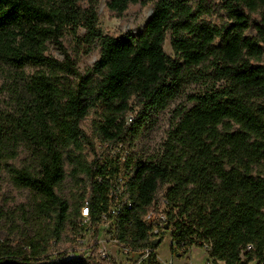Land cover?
Returning <instances> with one entry per match:
<instances>
[{"label": "trees", "instance_id": "16d2710c", "mask_svg": "<svg viewBox=\"0 0 264 264\" xmlns=\"http://www.w3.org/2000/svg\"><path fill=\"white\" fill-rule=\"evenodd\" d=\"M149 1L105 7L121 17ZM98 2L0 0V65L17 82L16 106L0 110V189L7 182L32 194L34 216L55 224L51 240L68 218L70 181L81 187L73 210L87 206L94 236L105 216L117 243L149 250L147 264H157L163 238L149 240L144 216L161 206L172 252L206 244L211 264H264V0H158L140 32L119 35L99 29ZM167 30L174 57L164 50ZM93 49L98 58L81 72ZM177 100L149 159L125 171L118 155L87 161L94 139L116 150ZM91 113L93 137L79 125ZM27 249L3 243L0 264H114L99 252L50 260L38 243Z\"/></svg>", "mask_w": 264, "mask_h": 264}, {"label": "rangeland", "instance_id": "374dc122", "mask_svg": "<svg viewBox=\"0 0 264 264\" xmlns=\"http://www.w3.org/2000/svg\"><path fill=\"white\" fill-rule=\"evenodd\" d=\"M158 0H150L145 5H130L123 16L116 17L109 13L105 7V0H99L97 6L98 27L103 33L119 35L125 32L137 34L140 32L148 17L151 15ZM216 20V17H214ZM248 34H253L249 30ZM73 38L66 37L63 45H72ZM165 52L174 57L170 46V31L167 30L164 40ZM47 53L55 58L61 59L60 49L55 44H49ZM98 58V49H93L90 53L84 54L78 61V68L84 72ZM29 70L31 68H28ZM14 79V71L4 65H0V110L9 112L16 106L17 89ZM184 101V100H183ZM179 104V100L172 103L170 108L152 116L146 124L136 132H129L123 136L124 150H115L114 147L100 145L94 139L95 152L86 147L84 153L87 161L94 158L97 161L112 158L119 160V168L125 171L127 165L137 161H144L156 154L161 145L162 139L171 122V109ZM133 116L134 112H130ZM97 116L93 113L80 121L81 129L89 136L93 137V121ZM27 153L22 152L18 163L26 160ZM118 155V158L116 157ZM81 192L80 185L68 182L65 187V194L62 196L68 199L70 210L68 218L64 223L58 225L59 235L54 240L49 238L53 232L55 224L52 220L45 221L36 218L30 210L34 197L27 194L25 190L15 188L13 185L4 182L0 189V212L3 221L0 224V246L3 243L9 244L12 248L21 247L26 252L29 249V242L38 243L42 254L41 257H49L55 260L61 256L74 255H96L99 250L105 253V258L114 264H147L148 256L143 258L139 252L125 253L119 243L113 238L110 222L100 223L97 226V235L94 236L91 229H88V220H85V211L81 208L79 216L75 214L73 206L75 200ZM82 217V219H79ZM171 228L162 233V241L156 249L157 264H208L207 253L203 248L192 245L188 252L176 248L171 251ZM99 249V250H98Z\"/></svg>", "mask_w": 264, "mask_h": 264}, {"label": "built area", "instance_id": "2783aa9c", "mask_svg": "<svg viewBox=\"0 0 264 264\" xmlns=\"http://www.w3.org/2000/svg\"><path fill=\"white\" fill-rule=\"evenodd\" d=\"M120 148L122 150H124V146L122 143H118L116 150H120ZM86 206V205H85ZM83 207V206H82ZM84 211H85V220L87 219V212H88V208L87 206L84 207ZM88 220V219H87ZM144 220L149 223L151 225V230L149 232V240L152 241L154 239H158L160 238V236H162V233H164L167 230V220H166V214H165V210L164 207H158L156 209H151L149 210L145 216H144ZM109 223L107 218L104 216V220L102 221ZM117 243V241H116ZM122 249L124 250L125 253H130L132 251H130L127 247H124L123 245H121ZM208 245L204 244L203 249L206 252ZM252 249V246L250 244L246 245L245 250H250ZM99 250V249H98ZM102 256H105V253L102 250L98 251ZM149 254V250L145 249L144 251H142V255L143 258L147 257ZM74 255V254H72ZM208 264H211L209 260H207ZM245 264H255V261H247Z\"/></svg>", "mask_w": 264, "mask_h": 264}, {"label": "water", "instance_id": "95a60500", "mask_svg": "<svg viewBox=\"0 0 264 264\" xmlns=\"http://www.w3.org/2000/svg\"><path fill=\"white\" fill-rule=\"evenodd\" d=\"M152 243H153L154 245H156V244L158 243V239H154V240H152Z\"/></svg>", "mask_w": 264, "mask_h": 264}]
</instances>
